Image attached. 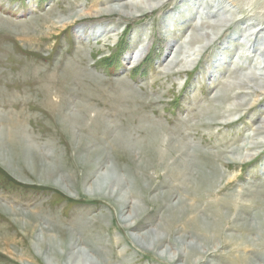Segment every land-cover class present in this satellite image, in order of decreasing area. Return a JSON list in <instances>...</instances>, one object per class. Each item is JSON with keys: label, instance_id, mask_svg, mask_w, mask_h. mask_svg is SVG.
Listing matches in <instances>:
<instances>
[{"label": "rangeland", "instance_id": "rangeland-1", "mask_svg": "<svg viewBox=\"0 0 264 264\" xmlns=\"http://www.w3.org/2000/svg\"><path fill=\"white\" fill-rule=\"evenodd\" d=\"M100 1L0 0V18L13 24L6 22L4 26L0 21V114L4 116L0 118V133L5 135L6 153L16 170L14 174L0 163V206L8 211L36 212L52 219L54 226L63 227L59 240L63 237L67 240L71 227L76 230L84 227L76 235L85 246L82 248L98 246L111 262L165 264L155 252L143 249L134 241L112 202L88 196L84 189L108 165L114 166L121 179H125V168L131 169L130 160L112 150L110 141L114 132L126 133L133 144L140 139V145L146 148L154 139L145 127L154 125L164 141L170 139L178 147L185 144L190 152L204 155L199 159L209 156L213 160L219 181L215 192L209 193L210 200L219 202L231 197L236 200L241 196L239 202L251 204L252 215H264V195L262 200L252 195L264 192V133H253L263 128L260 123L264 109H260L264 108V98L250 108L246 107L252 101L250 97L235 102H216L212 98L216 94L243 93L231 86L233 72H255L264 66V56L258 51L264 46V33L260 32L257 51L248 53L243 32L247 26L232 27L204 49L194 64L178 67L170 65L171 59L197 50L195 47L202 40L188 30L178 32L175 25L166 22L170 21L168 14L181 4L180 0H166L162 12L144 18L135 13L133 19L106 16L99 21L84 19L69 25L59 24L63 29L52 26L79 10L92 14L97 8L102 9ZM232 2L241 18L254 19L264 28V0ZM191 14L196 21L203 19L198 4ZM99 24L107 25L101 36L77 38L79 27L87 29ZM22 29L26 33L20 32ZM173 35L177 43L170 50L167 43ZM228 36L233 38L227 39L228 46L232 45L227 56L223 51L227 43L223 44L222 40ZM139 48L144 55L138 60L134 53ZM225 55L228 59L223 64L220 59ZM215 58H218L216 62ZM69 64L76 78L69 82L67 91L61 92L62 86L67 85L62 72ZM211 64L214 69L209 67ZM211 109L216 111L215 116H209ZM95 111L100 112L101 122L105 123H100L98 128L91 125ZM13 119L22 125L15 129L16 133L25 136V142L29 140L37 151L39 166L35 172L24 165L20 148L10 145L13 139H9L12 129L8 123ZM105 126L112 132L105 133ZM161 149L172 160L184 161L170 147L161 145ZM94 150L98 151L96 159L105 153L106 160L86 181L90 164H83L80 158L92 155ZM140 159L141 155L136 156L134 163ZM44 163L54 168L55 173L47 181L38 176ZM205 171L210 173L211 169L206 167ZM147 173L158 184L157 191L146 193L141 187L138 191L141 201L132 198L130 202L149 215L147 220L159 229L158 236L166 238L169 230L168 238L172 241L174 229L161 219L164 211L157 210V205L150 202L152 196L168 191L159 188L164 173L156 169ZM56 178L61 179V187L52 184ZM171 180L166 178L168 183ZM194 204L195 208L201 207ZM208 209L212 211L213 207ZM7 213L0 210V236L8 243L6 252L0 247V264H59L52 257L49 263L44 256H38L31 244L30 231L20 229ZM147 230L143 228L141 232ZM220 245L223 244L216 247Z\"/></svg>", "mask_w": 264, "mask_h": 264}, {"label": "bare ground", "instance_id": "bare-ground-1", "mask_svg": "<svg viewBox=\"0 0 264 264\" xmlns=\"http://www.w3.org/2000/svg\"><path fill=\"white\" fill-rule=\"evenodd\" d=\"M201 1L202 0H180L181 4L175 6V11L168 14L170 21L166 22L175 25L178 28V32L188 30L197 34L202 39L195 47L197 50L192 48L193 50L187 51L186 54H182L183 56L180 54L182 56L181 59L178 58L180 55H175L171 59L170 65L179 67V65L194 64L197 58L201 57L204 49L208 48L215 41H218V39L224 33L229 32L232 27L238 29L239 27L247 26L245 30H243L245 33L244 45L245 47L249 45V49L246 52L253 53L257 51L255 46L257 41L260 40V32L264 33V28L260 27L262 25L254 19L247 20L241 18L239 9L233 4L232 0H205L204 3ZM165 2L166 0H141L138 3L130 0H101L100 3H103L102 9L99 7L93 11L94 13L92 14L84 13L79 10L59 23L57 22L58 24H52V26L63 29L64 26H60L59 24L68 23L66 25H69L84 19L99 21L98 19H102L106 16L131 18L135 13L140 14V17L144 18L152 16L155 12H162L165 9ZM197 4L202 8L201 16L203 19L199 21L191 17V13L194 11ZM0 21L4 23V26H6V24L10 26L13 25L1 18ZM100 24L99 26L92 27L85 26L88 27L87 29L79 27L77 38H90L95 35L101 36L106 32L105 29L107 25ZM20 32L26 33V30L22 29ZM246 33H248V36ZM231 38H233V36L225 37L222 40L223 44L227 43V45L223 47L224 54L227 56L230 55L232 51V45H230L231 47L228 46ZM176 39L177 38L173 35L171 41L167 43V48L170 46L174 47L173 43L176 42ZM227 39L230 41L228 42ZM171 47L170 50H172ZM217 50H220V48ZM258 51L264 56V46ZM134 54V57L136 59L138 58V60L144 55L141 48L137 49ZM227 56L220 59L223 64L227 61ZM217 59L215 58V62ZM210 66H213L214 69V65L211 64L209 67ZM254 71L255 72L242 74L235 70V72H233L235 77L234 83L230 85L238 87L243 93H235L232 96H221L216 94L212 96L213 100L216 102H235L250 97L252 101L246 107L250 108L254 106L260 98H264V66ZM62 77L67 85L66 87L62 86L63 89H60L61 92L67 91L69 82L76 78V73L70 64L64 68ZM222 86L225 85L223 84ZM130 95L133 96L134 94H129V96ZM263 109L264 108H261L260 110ZM90 111L91 110H88L87 112L89 113ZM209 112V116H215L214 114H216L214 109H211ZM1 117L4 116L0 114V118ZM91 118V125L94 127H100V123L105 124L101 122L102 115H100V112L95 111ZM3 120L5 121L6 119ZM261 121L260 125H262L261 127L263 128L255 132L252 131L257 135L264 133V116L261 118ZM8 124L12 129L9 139H13L10 145H15L14 148L17 146L20 148L24 165L31 172H35L36 167L39 166L36 162V160L38 161L37 151L32 148L33 145L29 140L25 142V136L23 137L20 132L19 134L16 133L15 129L22 126L18 120H9ZM109 128V126H105V133L109 131L112 132V129ZM145 130L153 136L154 139L153 143L147 144L146 148L140 145V139H137L136 143L133 144L130 143L131 139L129 141L126 133L122 131H118L117 133L114 132L112 140L110 141L111 147L113 148L112 150L124 156L125 159H129L131 169L128 170L125 168L127 170L125 171L126 175H124L125 179H121L116 175L117 173L114 171V166H106L104 172L96 176L95 180L92 181L93 183L89 185V188L87 190L84 189L87 195L112 202L116 206L117 214H119L123 226L132 233L134 241L143 249L152 253L155 252L157 258L165 264H264V215H252V213H250L252 208L251 204L239 202L241 200L238 199L241 198V196L236 197V200H233V197L222 199L219 202L213 199L210 200L209 193L215 192V187L219 181L217 177L218 171H216L214 167L213 160L210 159L209 156L204 157L205 161L203 158L199 159V156L204 155L190 152L188 146L185 144H180L178 147L172 145L170 139L164 141L160 133L161 131L154 125L145 127ZM4 138L5 135L0 133V163L16 174L14 165L11 162L12 160L6 153L7 141ZM17 138H19V140ZM161 145L170 147V150L178 157L184 158V161H174L169 158L166 152L161 149ZM97 152L98 151L94 150L91 153L92 155L85 156L83 159L80 158V162L83 164H90V168L86 174V181H88L90 177L92 178L93 172L101 168L103 166V160H106L105 153H103L104 156L100 155L101 157L96 159L95 154ZM138 155H141L140 162L134 163V158ZM164 164H166L165 167H163ZM206 167L211 169L210 173L205 171ZM51 168L52 167L47 166L45 163L42 164L39 170L40 173L38 174L39 178L44 181L53 178L55 173L53 170L54 168ZM151 169H156V171L158 170L164 173L165 179L163 178L159 188H168V191H161L158 195L152 196L150 202L154 206L157 205V210L164 211L161 219L174 229L172 241L168 238L169 230L167 231L166 238L158 236L159 234L157 231H159V229L154 228L147 220L149 215L143 213L140 207L130 202L132 198L141 201V196L138 194L141 187L146 193L157 191L158 184L154 182V177L150 178L148 175L149 173H147ZM135 176H137L136 179L138 180L134 179ZM166 178H172L171 182L168 183ZM147 183H149V185ZM52 184L61 187L62 181L56 178ZM179 188L182 190H179ZM252 195L255 199L262 200L261 196L264 195V192L260 194L253 193ZM194 203H199L201 207L195 208ZM212 207V211L208 209ZM0 210L4 213L8 212L7 214L14 220L20 229H24L25 232L30 231L31 244L34 250L38 256H44L45 260L49 263L52 262L50 260L52 257L56 259L59 264H118L111 262L98 246L89 248V250H84L82 248H85V246H83L80 238L77 239L76 237L84 227L79 230H76L75 227H71L67 240L64 237L59 240L58 235L63 227L54 226L52 219L41 217L37 215L36 212H33V214H25L23 212H16L15 210L8 211L2 205L0 206ZM232 210L233 214H229ZM41 222L48 226H43ZM143 228L148 230L146 232H141ZM154 231V234H156L155 237L152 235ZM220 243L223 245H220V248L216 247V245ZM0 247L5 252L6 249H8V243L5 237L0 236ZM93 255H96V257H93Z\"/></svg>", "mask_w": 264, "mask_h": 264}]
</instances>
